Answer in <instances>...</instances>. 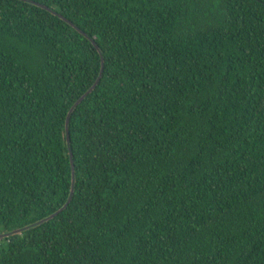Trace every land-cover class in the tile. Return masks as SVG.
Returning a JSON list of instances; mask_svg holds the SVG:
<instances>
[{"label": "trees", "instance_id": "trees-1", "mask_svg": "<svg viewBox=\"0 0 264 264\" xmlns=\"http://www.w3.org/2000/svg\"><path fill=\"white\" fill-rule=\"evenodd\" d=\"M16 229L0 264H264V0H0Z\"/></svg>", "mask_w": 264, "mask_h": 264}, {"label": "water", "instance_id": "water-1", "mask_svg": "<svg viewBox=\"0 0 264 264\" xmlns=\"http://www.w3.org/2000/svg\"><path fill=\"white\" fill-rule=\"evenodd\" d=\"M81 34V33H80ZM90 41V40H89ZM90 43L94 46V49L98 52V49L97 47L94 45V43L92 41H90ZM99 71H98V74H97V77L95 79V81L92 83V85L87 89V91L85 93H83V95H81L72 105L71 107L69 108V110L67 111L66 115H65V119H64V126H63V129H64V136H65V141L66 143H68V137H67V123H68V118H69V115L71 114V112L73 111V109L83 100V98L86 97V95H88L92 90L93 88L96 86L99 78H100V75H101V72H102V59L100 58L99 59ZM71 165V164H70ZM71 168V167H70ZM71 172H72V169H71ZM71 183H72V174H71ZM72 191L70 189L69 191V194H71ZM69 202V197L68 199L66 200V203L60 208L58 209L55 213L49 215L48 217H46L45 219L43 220H40L37 224H40V223H43V222H46L47 220H50L52 219L54 216H56L65 206L66 204ZM20 230L16 229V230H13L11 231L10 233H7V234H0V239L2 238H6L10 235H13V234H17L19 233Z\"/></svg>", "mask_w": 264, "mask_h": 264}]
</instances>
